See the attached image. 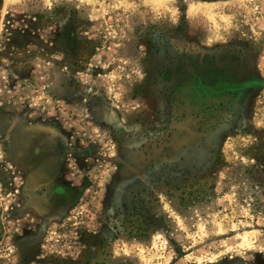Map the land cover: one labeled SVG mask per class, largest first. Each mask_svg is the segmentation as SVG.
I'll return each mask as SVG.
<instances>
[{"label": "rangeland", "instance_id": "1", "mask_svg": "<svg viewBox=\"0 0 264 264\" xmlns=\"http://www.w3.org/2000/svg\"><path fill=\"white\" fill-rule=\"evenodd\" d=\"M0 264H264V0H0Z\"/></svg>", "mask_w": 264, "mask_h": 264}]
</instances>
